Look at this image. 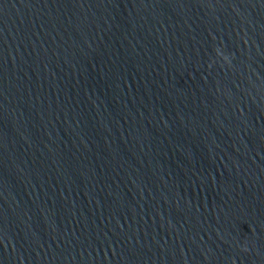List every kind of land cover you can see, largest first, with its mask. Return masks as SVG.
I'll return each instance as SVG.
<instances>
[{
	"label": "water",
	"instance_id": "1",
	"mask_svg": "<svg viewBox=\"0 0 264 264\" xmlns=\"http://www.w3.org/2000/svg\"><path fill=\"white\" fill-rule=\"evenodd\" d=\"M0 264H264V0H0Z\"/></svg>",
	"mask_w": 264,
	"mask_h": 264
}]
</instances>
